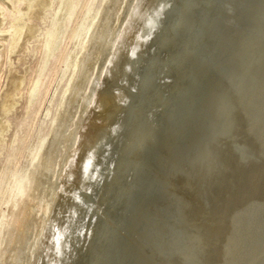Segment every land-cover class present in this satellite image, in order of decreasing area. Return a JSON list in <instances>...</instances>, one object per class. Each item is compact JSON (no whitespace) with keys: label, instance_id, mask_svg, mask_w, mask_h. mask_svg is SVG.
Masks as SVG:
<instances>
[{"label":"bare ground","instance_id":"bare-ground-1","mask_svg":"<svg viewBox=\"0 0 264 264\" xmlns=\"http://www.w3.org/2000/svg\"><path fill=\"white\" fill-rule=\"evenodd\" d=\"M183 5L182 0H103L83 44L67 60L75 70L60 110L29 168L23 194L8 209L0 264L17 259L18 264H118L103 207H116L131 189L128 177L139 166L152 117L168 104V91L178 95L193 72L183 67L167 76L175 58L167 48L177 36L168 26L173 20L179 30ZM69 6V0L61 3L47 49L60 38ZM205 6L212 3L201 1ZM49 8L50 0H33L26 16L40 19ZM234 10L221 18L218 45L224 58L214 71L218 79L203 135L189 160L164 158L157 174L166 195L164 211L156 213L148 234L136 232L144 264H264V0ZM37 31L27 22L17 31L13 49L21 50ZM20 84L16 79L12 89ZM13 106L9 92L1 106L0 134ZM133 127L140 129L135 136ZM120 166L124 182L117 176ZM120 183L121 190L116 189ZM90 214L97 220L85 221ZM93 240L97 249L91 253Z\"/></svg>","mask_w":264,"mask_h":264},{"label":"water","instance_id":"water-1","mask_svg":"<svg viewBox=\"0 0 264 264\" xmlns=\"http://www.w3.org/2000/svg\"><path fill=\"white\" fill-rule=\"evenodd\" d=\"M201 1L212 3V6H205L202 9L200 7ZM250 2L251 0H182L185 7L180 10L178 16V19H181L182 22L181 29L179 28L177 31L174 21L170 22L169 32L176 33L177 36L172 40L170 49L167 48L168 53L175 57L171 70L168 69L167 71V76L174 77L176 74H180L183 67L193 72H191V76L187 78L183 87L178 90L180 92L178 95H175L176 92L172 94L174 89L170 91L168 88V104L159 114L154 118L152 117V126L150 125L145 141L139 149L141 153L140 160L137 162L139 166L128 177L131 189L122 197L119 194L121 199H117L116 205H114L116 207L109 206V204L106 205V208L103 207V211L106 209V216L113 227L111 231L112 236H114L115 247L111 253L117 256L115 259L117 258L118 264H144L143 258H140L141 252L137 250V242L134 239L137 237L136 232L144 230L146 231L145 235L148 234L149 230H153L152 226L154 227L153 224L156 222V213L164 211L166 195L162 188V180L159 179L157 174L162 171L161 166L165 157L169 156L171 159L185 162L189 158L188 154L192 151V146L194 143L196 145L203 135L207 123L206 117L209 112L208 105L211 107L214 94H211V92L218 79L214 76V71L216 67L219 68L218 65L224 58L223 45H218V38L222 33V26L225 22V19L221 18L228 11L241 10V6L244 7ZM187 4H189L188 7ZM190 5L193 6L190 7ZM169 15L165 14V16ZM212 25H214V31L210 29ZM211 31L213 33L212 37L208 40V43L203 44L202 38L206 39V33H211ZM179 32L181 33L178 34ZM216 34H218L217 38ZM169 37L171 36L169 35ZM187 38L190 40H184ZM180 41L181 43H179ZM193 43H195V49L192 48L194 47ZM198 49H200L199 52H197ZM174 51H180L182 55L178 56L179 53L177 54ZM139 130L138 127H135L132 135L135 136ZM116 157L117 154L114 155V159ZM119 160L122 163L124 162L123 164L131 162L129 158L126 160L119 158ZM118 171L119 180L124 182L125 169L120 166ZM117 185L115 188L120 189L121 183ZM108 194H114L110 188ZM144 216L148 220L145 222L144 219L141 223L139 219ZM97 218V214H90L85 221H96ZM100 224L103 225V228H107L104 222ZM123 231L126 232L122 234ZM141 237H138V239L141 240ZM97 241H92L91 253L95 248L97 249Z\"/></svg>","mask_w":264,"mask_h":264},{"label":"rangeland","instance_id":"rangeland-1","mask_svg":"<svg viewBox=\"0 0 264 264\" xmlns=\"http://www.w3.org/2000/svg\"><path fill=\"white\" fill-rule=\"evenodd\" d=\"M32 1L0 0V113L7 93H11L14 101V106L3 118L6 129L0 134V196L8 186L0 208V238L8 220V209L14 207L23 194L29 168L43 147L73 77L75 64L68 66L67 60L83 44L103 2L69 0L63 32L47 49L57 11L64 0H50L49 10L37 20L26 16V7H30ZM27 22L34 24L38 31L21 50L16 51L13 39ZM72 32V39L68 41L67 37ZM16 79H20L21 84L14 90L12 85ZM95 129L93 125L90 133L94 134ZM22 249L18 247L17 256ZM15 264H18V259Z\"/></svg>","mask_w":264,"mask_h":264}]
</instances>
